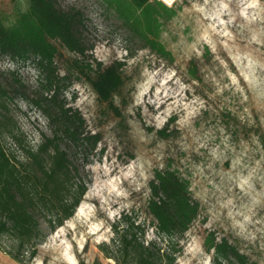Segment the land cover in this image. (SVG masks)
<instances>
[{
	"label": "rangeland",
	"instance_id": "rangeland-1",
	"mask_svg": "<svg viewBox=\"0 0 264 264\" xmlns=\"http://www.w3.org/2000/svg\"><path fill=\"white\" fill-rule=\"evenodd\" d=\"M118 1L56 0L59 9L82 14L88 48L80 55L51 40L55 64L67 77L61 100L99 143L85 155L62 142L86 192L28 264H122L111 256L118 255L111 226L122 224L125 214L143 229L138 237L168 251L147 210L148 183L167 167L188 182L198 204L188 231L173 240L174 264H212L213 251L205 250L212 237L227 238L250 262L264 264V0H148L158 2L155 39L163 51L126 40ZM16 6L26 9L24 0H0L6 23L15 20ZM113 62L123 63V84L106 101L90 70ZM0 71L5 82L13 73L23 85L11 109L35 147L54 129L32 102L41 92L38 70L0 58ZM171 118L163 137L156 131Z\"/></svg>",
	"mask_w": 264,
	"mask_h": 264
},
{
	"label": "trees",
	"instance_id": "trees-1",
	"mask_svg": "<svg viewBox=\"0 0 264 264\" xmlns=\"http://www.w3.org/2000/svg\"><path fill=\"white\" fill-rule=\"evenodd\" d=\"M24 1L26 9L22 12L16 6V18L11 24L0 16V58L30 64L38 70L41 92L32 102L54 129L52 136L44 137L37 146L28 144L11 109L14 99L23 94V85L13 73L11 82H5L0 71V251L19 264H28L37 255V247L47 233L74 215L86 192L62 142L70 143L85 155L99 143V135L86 131L82 117L62 103L67 77L60 75L55 64L57 50L51 43L57 40L70 52L84 55L88 48L80 32L82 14L59 9L56 0ZM127 1L119 0L114 7L127 31L126 40L129 43L138 40L142 46L163 51L155 39L160 15L158 2L130 0L132 9L127 11ZM132 55L129 50L127 58ZM122 65L113 62L102 69L98 63L94 71L90 70L95 72L91 83L102 100L111 99L112 93L123 84ZM173 120L156 132L167 136ZM148 188L147 210L156 222L157 235L167 241L168 251L154 240H144L142 234L138 237L137 232L143 233V229L125 214L122 216L125 226L123 223L111 226L114 233L111 245L118 254L111 256L117 263L174 264L178 249L177 241L173 240L183 238L197 217L198 204L192 199L188 182L177 170L156 169ZM3 239L11 243L4 245ZM205 250L213 251L212 264H255L225 237L207 240ZM25 252L29 253L27 258Z\"/></svg>",
	"mask_w": 264,
	"mask_h": 264
},
{
	"label": "crops",
	"instance_id": "crops-1",
	"mask_svg": "<svg viewBox=\"0 0 264 264\" xmlns=\"http://www.w3.org/2000/svg\"><path fill=\"white\" fill-rule=\"evenodd\" d=\"M0 264H19L9 256L0 251Z\"/></svg>",
	"mask_w": 264,
	"mask_h": 264
},
{
	"label": "bare ground",
	"instance_id": "bare-ground-1",
	"mask_svg": "<svg viewBox=\"0 0 264 264\" xmlns=\"http://www.w3.org/2000/svg\"><path fill=\"white\" fill-rule=\"evenodd\" d=\"M210 5V4H209ZM251 44V43H250ZM262 44V43H261ZM253 46V45H252ZM262 46V45H261ZM134 175V174H133ZM115 185H117V184H115ZM120 198V197H119Z\"/></svg>",
	"mask_w": 264,
	"mask_h": 264
}]
</instances>
